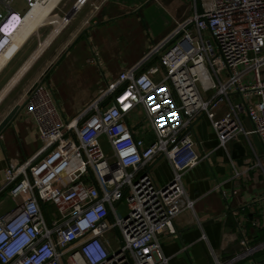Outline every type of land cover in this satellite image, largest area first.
I'll return each mask as SVG.
<instances>
[{"label": "built area", "instance_id": "1", "mask_svg": "<svg viewBox=\"0 0 264 264\" xmlns=\"http://www.w3.org/2000/svg\"><path fill=\"white\" fill-rule=\"evenodd\" d=\"M24 1L21 14L13 0H0V57L15 46L30 14L50 2ZM87 1L78 0L76 10ZM190 9L192 16L155 49L152 58L160 65L121 73L83 115L67 118L45 81L28 92L23 108L36 123L42 149L36 159L5 171L9 195L22 201L0 216V264H167L161 237L175 235L176 219L194 205L183 175L209 157L194 132L201 117L210 120L231 159L233 181L255 170L264 176V0H193ZM69 23L59 15L47 21L54 34ZM19 51L15 47L12 58ZM90 63L100 65L96 55ZM138 108L146 121L141 130L131 123ZM149 133L152 142L145 141ZM250 136L258 137L261 154ZM235 143L250 149L254 164L234 165ZM159 156L174 170L161 188L148 171ZM217 190L230 198L221 186ZM124 199L130 211L121 218L116 207ZM259 199L264 203V195ZM240 245L232 260L216 256L214 264H231L257 249L246 239Z\"/></svg>", "mask_w": 264, "mask_h": 264}, {"label": "crops", "instance_id": "2", "mask_svg": "<svg viewBox=\"0 0 264 264\" xmlns=\"http://www.w3.org/2000/svg\"><path fill=\"white\" fill-rule=\"evenodd\" d=\"M77 1L50 0L36 12L32 22L37 23V29L29 34L19 53L0 72V97L7 91L0 99V124L15 107H22L0 137V216L11 212L22 201L9 195L12 186H6V169L36 159L42 149L36 123L23 108L28 92L45 81L52 87L67 118L83 115L105 97L108 84L121 73L145 63L143 71L158 66L156 58H152L153 53L174 33L169 30L165 36L152 38L143 30V42L137 48L132 46L136 40L133 25L141 27L154 6L171 10L165 0H88L84 7L76 10ZM12 9L24 14L27 5L24 0H13ZM4 11L0 4V12ZM46 11H49L48 19L41 16ZM53 15L70 19L68 26L55 35L47 25ZM191 16L192 13L177 16L175 24ZM26 29L29 30L26 26L23 32ZM121 39H125L129 46L128 53L121 51ZM44 43L46 46L39 50V44ZM95 55L99 66L90 63ZM260 71L264 79V66ZM162 76L159 74L158 78ZM19 86L17 96L5 105L9 95ZM140 111L142 109L138 108V113ZM242 122L250 131L246 116H242ZM194 132L209 157L183 175V185L194 205L176 219L175 235L161 237L167 264H214L216 256L230 261L240 252L243 239L257 249L231 264H264V203L259 199L264 195V176L260 170H255L243 179L233 181L231 159L219 146L210 120L205 116L199 118L194 124ZM251 137L255 138L259 149ZM249 140L254 150L261 154L258 137L250 136ZM145 141L150 142L148 135ZM248 150L243 157H232L237 168L245 169L254 164ZM148 171L160 188L168 185L174 177L171 163L161 156L150 163ZM219 186L229 199L217 190ZM235 190L237 194H234ZM50 207L45 205L46 211L49 212ZM239 226L243 227L242 234Z\"/></svg>", "mask_w": 264, "mask_h": 264}, {"label": "rangeland", "instance_id": "3", "mask_svg": "<svg viewBox=\"0 0 264 264\" xmlns=\"http://www.w3.org/2000/svg\"><path fill=\"white\" fill-rule=\"evenodd\" d=\"M164 3H167L170 5L171 10H169V8H166L167 6L165 5L166 9H160L157 8L156 6H154L151 9V12L149 14V17L144 19V24H142V26L140 27V25H133V29H132V33L135 31L134 34H136V40L135 43L132 45L133 47L137 48L138 44L140 45L143 40H144V35H143V30H145L147 32V34L152 37V38H156V37H161V36H165L169 30H172L173 32H175V30H177V27L175 24L176 20L175 18L177 16L181 17V15L183 16H187L192 13L191 11V5H193V0H165ZM176 14V15H175ZM186 21V19L184 20ZM183 21V22H184ZM182 21L180 23H183ZM146 24V27H145ZM128 48L129 46L126 44L125 39H121V51L124 53H128ZM156 61L158 62V64L160 65V60L159 58L156 57ZM163 71V69H162ZM20 87H17L15 90H13V92L9 95V98H7L5 105L8 104L9 102H11V100H13L16 96L17 93L20 91ZM237 96H233L232 100H236ZM139 123V129L141 130L143 126L146 125V121L144 119L143 116V112L140 111L137 114V118H134L133 120H131V123ZM148 137L150 138V142L155 140V136L153 135V133H149ZM251 139L255 142V144L257 145V148L259 147L258 144L255 141L254 137H251ZM246 143V142H245ZM248 145V142H247ZM259 149V148H258ZM248 154L250 155V157H253V154L250 150H248ZM49 208V207H48ZM117 212L119 214V216L122 218L125 215L128 214V212L130 211V207L128 205V203L126 202V200L124 199L122 202L117 204ZM49 212L51 214H55V209L51 206L49 209ZM109 236V238L114 239L115 236L117 237V235L115 234V236L113 234L107 235Z\"/></svg>", "mask_w": 264, "mask_h": 264}, {"label": "bare ground", "instance_id": "4", "mask_svg": "<svg viewBox=\"0 0 264 264\" xmlns=\"http://www.w3.org/2000/svg\"><path fill=\"white\" fill-rule=\"evenodd\" d=\"M50 4H52V6L54 5V3L52 2V3H50ZM52 6H50V9H51V7ZM49 9V10H50ZM41 9H37V10H35V11H33L31 14H30V16L28 17V24L26 25L27 26V28L29 29V30H25L24 32H23V34H21L20 35V37L17 39V41H16V43H15V46L10 50V51H8V52H6L3 56H1L0 57V72L5 68V66L9 63V61L11 60V58H12V54H13V51H14V49H15V47H17V48H20L21 46H22V44L24 43V41H26V39H27V37L29 36V34L30 33H33V31L34 30H36L37 28V23H33L32 22V19H33V16L35 15V13L37 12L38 13V11H40ZM49 14V11H46V12H44L41 16L43 17V18H45L47 15ZM35 17V16H34ZM37 17H40V16H37ZM37 17H36V19H37ZM42 18V19H43ZM47 18V17H46ZM35 19V20H36ZM40 19V18H39ZM42 19H40V20H42ZM48 19V18H47ZM35 20H34V22H35ZM46 20V19H45ZM44 21V20H43ZM47 21V20H46ZM37 22V21H36ZM40 23V22H39ZM41 25H43L42 23H41ZM25 26V27H26ZM25 27L23 28V30L25 29ZM30 27V28H29ZM38 27H39V25H38ZM60 28H58L57 29V31L59 30ZM56 34V33H55ZM54 34V35H55ZM46 45L44 44L43 45V47H45ZM43 47L41 48V49H43ZM7 92V91H6ZM6 92L0 97V99L1 98H3L5 95H6Z\"/></svg>", "mask_w": 264, "mask_h": 264}, {"label": "water", "instance_id": "5", "mask_svg": "<svg viewBox=\"0 0 264 264\" xmlns=\"http://www.w3.org/2000/svg\"><path fill=\"white\" fill-rule=\"evenodd\" d=\"M22 107L18 106L13 109V111L6 117V119L0 124V137L4 130L9 127L17 117V115L20 113ZM245 155V149L243 146H241L238 143H235L233 145V151H232V157L234 159H238L240 157H243Z\"/></svg>", "mask_w": 264, "mask_h": 264}, {"label": "snow or ice", "instance_id": "6", "mask_svg": "<svg viewBox=\"0 0 264 264\" xmlns=\"http://www.w3.org/2000/svg\"><path fill=\"white\" fill-rule=\"evenodd\" d=\"M17 19V17L13 16L12 17V20L15 21ZM10 27V26H9Z\"/></svg>", "mask_w": 264, "mask_h": 264}, {"label": "trees", "instance_id": "7", "mask_svg": "<svg viewBox=\"0 0 264 264\" xmlns=\"http://www.w3.org/2000/svg\"><path fill=\"white\" fill-rule=\"evenodd\" d=\"M147 65V64H146ZM146 65L144 67H146ZM144 67L142 68V70L144 69Z\"/></svg>", "mask_w": 264, "mask_h": 264}]
</instances>
